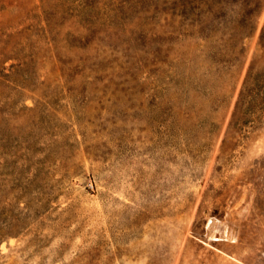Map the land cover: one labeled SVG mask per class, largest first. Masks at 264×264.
Returning a JSON list of instances; mask_svg holds the SVG:
<instances>
[{
    "label": "rangeland",
    "instance_id": "374dc122",
    "mask_svg": "<svg viewBox=\"0 0 264 264\" xmlns=\"http://www.w3.org/2000/svg\"><path fill=\"white\" fill-rule=\"evenodd\" d=\"M264 0H0V264H264Z\"/></svg>",
    "mask_w": 264,
    "mask_h": 264
},
{
    "label": "trees",
    "instance_id": "16d2710c",
    "mask_svg": "<svg viewBox=\"0 0 264 264\" xmlns=\"http://www.w3.org/2000/svg\"><path fill=\"white\" fill-rule=\"evenodd\" d=\"M259 40L264 50V27L260 32ZM251 116H254L255 120L264 117V67L257 71L250 67L247 71L231 123L247 122Z\"/></svg>",
    "mask_w": 264,
    "mask_h": 264
}]
</instances>
